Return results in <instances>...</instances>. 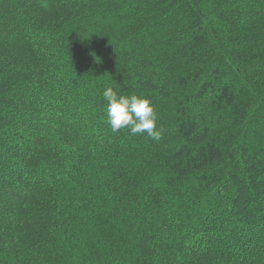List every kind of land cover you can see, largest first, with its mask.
<instances>
[{
  "label": "trees",
  "instance_id": "obj_1",
  "mask_svg": "<svg viewBox=\"0 0 264 264\" xmlns=\"http://www.w3.org/2000/svg\"><path fill=\"white\" fill-rule=\"evenodd\" d=\"M0 264H264V0H0Z\"/></svg>",
  "mask_w": 264,
  "mask_h": 264
},
{
  "label": "clouds",
  "instance_id": "obj_2",
  "mask_svg": "<svg viewBox=\"0 0 264 264\" xmlns=\"http://www.w3.org/2000/svg\"><path fill=\"white\" fill-rule=\"evenodd\" d=\"M107 102V124L112 132L127 129L131 135L146 134L159 141L162 138V127L157 126V115L152 101L135 94L125 96L118 94L112 87L103 91Z\"/></svg>",
  "mask_w": 264,
  "mask_h": 264
},
{
  "label": "rangeland",
  "instance_id": "obj_3",
  "mask_svg": "<svg viewBox=\"0 0 264 264\" xmlns=\"http://www.w3.org/2000/svg\"><path fill=\"white\" fill-rule=\"evenodd\" d=\"M3 121H5V119H3Z\"/></svg>",
  "mask_w": 264,
  "mask_h": 264
}]
</instances>
